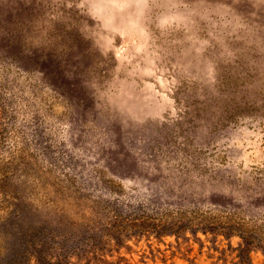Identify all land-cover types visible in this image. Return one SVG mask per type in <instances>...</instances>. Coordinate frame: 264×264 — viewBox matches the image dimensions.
Segmentation results:
<instances>
[{"label": "rangeland", "instance_id": "1", "mask_svg": "<svg viewBox=\"0 0 264 264\" xmlns=\"http://www.w3.org/2000/svg\"><path fill=\"white\" fill-rule=\"evenodd\" d=\"M28 230L60 264H264V0H0V245Z\"/></svg>", "mask_w": 264, "mask_h": 264}, {"label": "trees", "instance_id": "2", "mask_svg": "<svg viewBox=\"0 0 264 264\" xmlns=\"http://www.w3.org/2000/svg\"><path fill=\"white\" fill-rule=\"evenodd\" d=\"M178 212V211H177ZM140 217H146L148 218V215L141 214ZM71 226H75L77 224H70ZM137 228L145 227V228H151L156 229L157 232H162L164 230H178L183 228V223H173L172 226L174 227H166L163 223L159 224H153L149 225V223H141L140 225H134ZM90 227V226H89ZM210 228H213V226H210ZM68 229V228H67ZM65 229V230H67ZM40 231H31L28 230L26 232L18 233L16 234V237L13 239V243L16 244L10 245L8 244V248L2 247L0 245V264H60L61 258L64 256L58 255L56 253V260H52V254L50 252L44 253L45 251L49 250V246L55 242L57 239L55 236H53L52 233L47 234V238L40 240V238H36V235H39ZM73 234H77V232L73 231V233H69V235H63V240L69 239V237ZM35 236V237H34ZM86 236H89L88 234ZM91 242H95L96 240L93 239V237H90ZM9 241V240H8ZM57 244L60 245V242L57 241ZM61 246V245H60ZM62 248H59V251ZM64 250H67V248H64ZM62 254V252H61Z\"/></svg>", "mask_w": 264, "mask_h": 264}]
</instances>
